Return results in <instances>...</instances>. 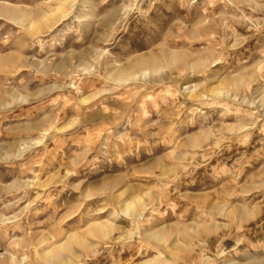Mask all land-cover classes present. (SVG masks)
I'll return each instance as SVG.
<instances>
[{"label":"rangeland","instance_id":"1","mask_svg":"<svg viewBox=\"0 0 264 264\" xmlns=\"http://www.w3.org/2000/svg\"><path fill=\"white\" fill-rule=\"evenodd\" d=\"M0 264H264V0H0Z\"/></svg>","mask_w":264,"mask_h":264}]
</instances>
